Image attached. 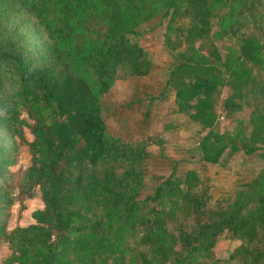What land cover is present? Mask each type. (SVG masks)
Instances as JSON below:
<instances>
[{
    "label": "trees",
    "instance_id": "obj_1",
    "mask_svg": "<svg viewBox=\"0 0 264 264\" xmlns=\"http://www.w3.org/2000/svg\"><path fill=\"white\" fill-rule=\"evenodd\" d=\"M160 1L168 22L177 14L188 19V50L169 82L179 109L204 127L201 159L215 164L227 148H239L235 134L215 128L212 97L228 86L225 102L239 109L264 87V27L241 40L223 77L218 52L210 50L208 61L195 45L210 35L214 5L228 0H152L147 10L137 0H0V18L20 17L14 28L0 25V139H8L0 144V242L11 249L0 264H194L225 232L240 240L235 254L245 264H264V170L226 205L211 203L195 168L173 169L140 197L141 167L151 153L107 134L101 96L118 68L149 72L146 49L130 36L142 34L139 24ZM30 20L45 37L35 51L19 35V21ZM254 120L264 116L257 112ZM23 126L33 135L30 164L13 172L14 138L26 142ZM240 135L247 153L262 149ZM36 186L44 204L32 214L36 223L7 231L13 199L22 202ZM182 213L189 222H179ZM135 227L140 238L125 256L124 235Z\"/></svg>",
    "mask_w": 264,
    "mask_h": 264
},
{
    "label": "rangeland",
    "instance_id": "obj_2",
    "mask_svg": "<svg viewBox=\"0 0 264 264\" xmlns=\"http://www.w3.org/2000/svg\"><path fill=\"white\" fill-rule=\"evenodd\" d=\"M146 9L152 0H137ZM209 1V0H208ZM161 2V1H160ZM162 1L154 8L150 20L143 21L139 28L140 35H131L132 41L143 46L151 64L146 75L132 74L127 67L117 69L110 88L101 96V116L106 125L107 134L121 138L125 142H138L151 153L142 163V181L140 197L152 193L155 187L175 169L177 174L189 168H195L209 194L211 203L226 205L231 202L241 189H247L258 173L264 170V120H254L256 113L264 116V87H257L254 92L240 101L241 107L235 109L226 104L230 94L228 86H219L213 93L215 128L221 133L235 134L232 141L237 150L227 148L215 164L205 162L202 157V139L205 134L203 125L194 120L188 112L179 109L174 101L175 89L169 82L175 65L183 61V54L188 50L185 39L188 19L182 14L173 15L170 21L162 17ZM211 17V32L206 38L197 40L195 45L199 54L209 61V51L216 50L220 55L217 67L225 74L226 60L238 52L239 43L250 35H260L264 27V0H231L214 5ZM10 23L0 18V25L14 28L19 16ZM20 22L19 35L25 37L33 51L45 39L43 33L32 21ZM168 22V24H167ZM86 39V38H85ZM22 116L25 117V114ZM30 122V121H29ZM262 149L247 153L242 148L241 135ZM26 142L14 140L18 145L17 162L9 166L13 172L25 169L30 164L31 154L28 143L33 140L28 127H22ZM6 134L0 131V138ZM8 139H0L5 144ZM16 189L14 190V192ZM43 201L38 186L31 196L22 202L13 199L7 218V231L16 227H25L36 223L32 214L43 209ZM101 216L99 209H94ZM190 221L189 214H181L179 222ZM138 227L130 228L124 235L125 256L132 254L140 238ZM240 240L225 232L219 236L209 255H196L194 264H245L242 257L235 254ZM11 253L6 241L0 242V262ZM17 264V263H13Z\"/></svg>",
    "mask_w": 264,
    "mask_h": 264
}]
</instances>
